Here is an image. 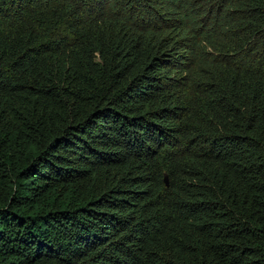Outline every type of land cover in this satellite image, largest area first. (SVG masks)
Wrapping results in <instances>:
<instances>
[{
	"label": "trees",
	"instance_id": "16d2710c",
	"mask_svg": "<svg viewBox=\"0 0 264 264\" xmlns=\"http://www.w3.org/2000/svg\"><path fill=\"white\" fill-rule=\"evenodd\" d=\"M0 264H264V0H0Z\"/></svg>",
	"mask_w": 264,
	"mask_h": 264
},
{
	"label": "water",
	"instance_id": "95a60500",
	"mask_svg": "<svg viewBox=\"0 0 264 264\" xmlns=\"http://www.w3.org/2000/svg\"><path fill=\"white\" fill-rule=\"evenodd\" d=\"M167 180V179H166Z\"/></svg>",
	"mask_w": 264,
	"mask_h": 264
}]
</instances>
